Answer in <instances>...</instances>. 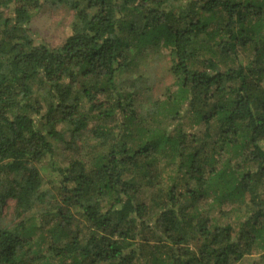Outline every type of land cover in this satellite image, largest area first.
Instances as JSON below:
<instances>
[{"label": "trees", "instance_id": "16d2710c", "mask_svg": "<svg viewBox=\"0 0 264 264\" xmlns=\"http://www.w3.org/2000/svg\"><path fill=\"white\" fill-rule=\"evenodd\" d=\"M0 264H264V0H0Z\"/></svg>", "mask_w": 264, "mask_h": 264}, {"label": "rangeland", "instance_id": "374dc122", "mask_svg": "<svg viewBox=\"0 0 264 264\" xmlns=\"http://www.w3.org/2000/svg\"><path fill=\"white\" fill-rule=\"evenodd\" d=\"M72 14L65 11L64 8L57 5L45 6L43 10L30 23L29 29L33 36H39L50 47H58L69 35V23ZM145 61L141 62L139 73L147 71L151 76L150 84L152 86L151 92L140 95V99L144 105L148 97L151 99L160 97L165 88L171 86L172 78L167 72L168 61L162 55L150 53L143 54ZM149 101V100H148ZM60 161V157H56ZM12 207L11 201H8L6 206L2 208V214L6 215L8 210Z\"/></svg>", "mask_w": 264, "mask_h": 264}]
</instances>
